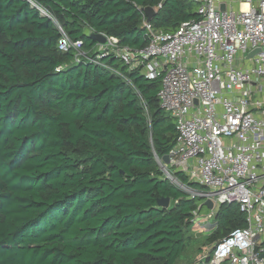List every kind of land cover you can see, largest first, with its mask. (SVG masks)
I'll return each mask as SVG.
<instances>
[{
	"label": "trees",
	"instance_id": "obj_1",
	"mask_svg": "<svg viewBox=\"0 0 264 264\" xmlns=\"http://www.w3.org/2000/svg\"><path fill=\"white\" fill-rule=\"evenodd\" d=\"M31 2L82 39L88 58L59 50L60 31ZM145 6L164 31L197 17L192 0H0V264H179L206 206L156 160L176 136L160 77L100 60L131 86L89 60L92 32L144 46ZM218 207L215 243L245 225L236 203Z\"/></svg>",
	"mask_w": 264,
	"mask_h": 264
},
{
	"label": "built area",
	"instance_id": "obj_2",
	"mask_svg": "<svg viewBox=\"0 0 264 264\" xmlns=\"http://www.w3.org/2000/svg\"><path fill=\"white\" fill-rule=\"evenodd\" d=\"M192 1L197 17L176 30L155 29L144 16V46L122 45L104 34L106 42L96 43L89 60L131 86L100 60L114 56L128 71L160 77L157 98L176 125L169 163L156 157L165 177L213 207L236 203L245 215V225L219 239L203 264H264V0ZM31 5L60 31L59 50L88 58L82 39H71L48 11ZM176 172L206 190L183 185Z\"/></svg>",
	"mask_w": 264,
	"mask_h": 264
},
{
	"label": "rangeland",
	"instance_id": "obj_3",
	"mask_svg": "<svg viewBox=\"0 0 264 264\" xmlns=\"http://www.w3.org/2000/svg\"><path fill=\"white\" fill-rule=\"evenodd\" d=\"M197 7L198 4L195 3V10L197 9ZM171 183L189 194V190L186 188V186L181 187L177 183ZM191 188L197 190H206L204 187L198 184H195L194 187ZM190 194H193V192L190 191ZM213 208V210L215 211L213 215L215 216L219 207L215 205ZM208 213L212 214V212H209V209L207 207H204L200 212V216L194 218V228L191 232V237L185 244L182 256L177 260L179 264L190 262H193V264H203L204 257L210 254V251L214 247L215 241L218 238L215 240H211V236L214 234V231L216 229V219H214L213 216L211 217Z\"/></svg>",
	"mask_w": 264,
	"mask_h": 264
},
{
	"label": "water",
	"instance_id": "obj_4",
	"mask_svg": "<svg viewBox=\"0 0 264 264\" xmlns=\"http://www.w3.org/2000/svg\"><path fill=\"white\" fill-rule=\"evenodd\" d=\"M224 8V6L222 5V9ZM141 11L144 12L145 16H146V22H150L151 18L153 17V15L155 14V10L153 7H149V6H145V7H141L140 8ZM89 36L94 39L96 42L98 43H105L106 42V36L102 33H90ZM256 51H258V49H255L253 51H251L248 54V57H251ZM161 160L164 164H168L169 163V155H163L161 157ZM170 204V199L169 197H163L158 199V205L162 208H168ZM203 204L210 210L213 208V202L210 199H206L203 201ZM205 261H208V257H206Z\"/></svg>",
	"mask_w": 264,
	"mask_h": 264
},
{
	"label": "bare ground",
	"instance_id": "obj_5",
	"mask_svg": "<svg viewBox=\"0 0 264 264\" xmlns=\"http://www.w3.org/2000/svg\"><path fill=\"white\" fill-rule=\"evenodd\" d=\"M245 7V6H244Z\"/></svg>",
	"mask_w": 264,
	"mask_h": 264
}]
</instances>
